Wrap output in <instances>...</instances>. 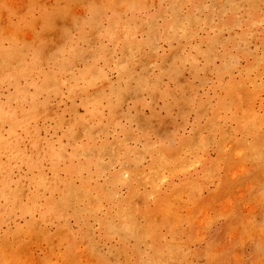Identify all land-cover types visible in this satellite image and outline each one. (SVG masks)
<instances>
[{
	"label": "rangeland",
	"instance_id": "1",
	"mask_svg": "<svg viewBox=\"0 0 264 264\" xmlns=\"http://www.w3.org/2000/svg\"><path fill=\"white\" fill-rule=\"evenodd\" d=\"M0 106V264H264V0H0Z\"/></svg>",
	"mask_w": 264,
	"mask_h": 264
},
{
	"label": "bare ground",
	"instance_id": "2",
	"mask_svg": "<svg viewBox=\"0 0 264 264\" xmlns=\"http://www.w3.org/2000/svg\"><path fill=\"white\" fill-rule=\"evenodd\" d=\"M116 6V5H115ZM173 6V5H172ZM174 19V18H173ZM177 21V20H176ZM181 23V22H180ZM178 27V26H177ZM168 28V27H167ZM175 28V27H174ZM149 29V28H148ZM112 30V29H111ZM126 32V31H125ZM182 32V31H181ZM130 33V32H129ZM132 33V32H131ZM178 34V33H177ZM138 46V45H137ZM96 52V51H95ZM120 65V64H119ZM177 66V65H176ZM95 67V66H94ZM126 69V68H125ZM163 72V71H162ZM103 73V72H102ZM92 74H94V73H92ZM96 75V74H95ZM92 76V75H91ZM87 77V76H86ZM91 78V77H90ZM142 80V79H141ZM88 81H89V79H88ZM137 81H139V79L137 80ZM100 85V84H99ZM140 85V84H139ZM146 85V84H145ZM146 87V86H145ZM144 88V87H143ZM168 93V92H167ZM167 93H165V94H167ZM166 99V98H165ZM1 106H0V121L2 120V110H1ZM32 115V113H31V111L26 115V116H31ZM21 122H22V124H21V122H19L18 120H14V118L12 117V119H11V124H12V127H14L13 129H12V127H11V132H10V134H9V136L10 137H19L18 136V134H16V130H15V128H16V126H18L19 124L20 125H24V120H20ZM1 148V147H0ZM3 162H0V164H2ZM79 165H80V163H78ZM75 166V165H74ZM86 166V165H85ZM217 166V165H216ZM81 167V166H80ZM83 167V166H82ZM75 170H76V168H75ZM78 172V171H77ZM93 176V175H92ZM86 180V179H85ZM90 180V179H89ZM66 183H68V182H66ZM85 184H86V182H84ZM112 183H113V181H112ZM13 184V183H12ZM12 184H9V182L8 181H6V180H4V181H2L1 182V184H0V186H2V188L0 189V196L5 200V201H9V197H7V195H8V193H9V191L6 189V188H9V189H11L12 188ZM69 184V183H68ZM68 184H66L65 186H67ZM109 185V184H108ZM114 185V184H113ZM69 187H67V189H68ZM66 189V190H67ZM91 189V188H90ZM104 189V188H103ZM64 192H65V190H64ZM91 192V191H90ZM90 192H88V193H90ZM93 192V191H92ZM95 192V191H94ZM11 193V192H10ZM87 193V194H88ZM97 194V193H96ZM89 195V194H88ZM64 196V195H63ZM67 196V195H66ZM66 196H65V199L67 200V201H69L67 198H66ZM97 196H99V195H97ZM11 198H12V196H10ZM60 199V198H59ZM61 199H62V197H61ZM60 199V200H61ZM86 199V198H85ZM91 200H92V195H91V198H90ZM54 200V199H53ZM52 200V201H53ZM59 200V201H60ZM51 201V202H52ZM65 201V200H64ZM66 201V202H67ZM86 201V200H85ZM96 201H97V199H96ZM54 202V201H53ZM61 203H63V202H61ZM65 203V202H64ZM63 203V206H65V204ZM85 203V202H84ZM54 204V203H53ZM56 204H57V201H56ZM68 206V205H67ZM67 206L65 207L66 209H67ZM70 206V205H69ZM70 208V207H69ZM88 208V207H87ZM68 210V209H67ZM120 211V210H119ZM121 213V212H120ZM120 213H118V214H120ZM122 215V214H121ZM120 215V216H121ZM127 216H128V214H126ZM85 216V215H84ZM126 216V217H127ZM88 217V216H87ZM84 218V217H83ZM86 219V218H85ZM127 219H128V217H127ZM31 230V229H30ZM126 234V233H125ZM129 234V233H128ZM123 235V234H122ZM124 236V235H123ZM116 258V257H115Z\"/></svg>",
	"mask_w": 264,
	"mask_h": 264
}]
</instances>
